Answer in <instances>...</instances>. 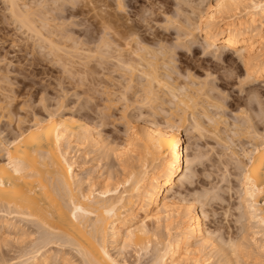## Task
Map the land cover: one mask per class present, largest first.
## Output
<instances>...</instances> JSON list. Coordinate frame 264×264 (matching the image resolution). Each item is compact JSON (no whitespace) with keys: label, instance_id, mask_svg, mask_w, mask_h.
Returning <instances> with one entry per match:
<instances>
[{"label":"bare ground","instance_id":"bare-ground-1","mask_svg":"<svg viewBox=\"0 0 264 264\" xmlns=\"http://www.w3.org/2000/svg\"><path fill=\"white\" fill-rule=\"evenodd\" d=\"M109 1L3 0L4 11L23 35L36 41L38 48H48V55L59 57L56 58L62 61L63 70L70 66L66 71L71 77L78 70L89 68L88 61L93 57L96 67L111 65V73L116 71L125 80L118 84V100L131 101L130 96L126 98L131 92L137 97L127 100L129 105L136 103L135 107L150 110L149 116L143 113L147 115L143 117L144 125L136 126L133 123L138 118L125 112L133 104L123 107L121 117L128 116L129 120L123 122L127 138L122 144L109 140V134L105 137L97 123L63 115L66 105L60 110V104H56L60 109H44L45 115L35 112L29 120L18 119L11 136L10 132L4 135V127H0V241L11 239L20 243L22 250L19 260L12 264H74V257L79 264H129L125 252L130 248L138 264L150 251L147 264H264L257 258L251 261L250 257L253 250L264 252V127L258 129L264 126V107L256 110V87L248 88L245 97L236 99L245 108L241 106L236 111L239 119L228 122L224 102L211 94L214 84L209 88L207 76L199 80L188 68L180 72L175 58L177 49L184 47L185 52L189 51L198 37L205 43L204 51L211 49V54L226 64L227 71L229 67L233 69L237 57L245 70L243 80L264 81V0H187V4L183 0L188 6L183 8L179 2L177 5L183 9L176 8L182 13L177 12L176 17L164 14L168 16L164 18L168 26L162 24L164 29L170 25L177 32L175 45L170 46L161 31H142V25L131 20L132 15L121 16L119 13L126 11L123 0ZM83 3L89 5L88 11H94L90 12L99 25L96 40L93 32L88 36L87 29L84 42L73 36L71 26L78 24L72 20L87 9H83ZM101 7L110 9L104 11ZM88 44L94 45L93 49ZM4 75H0V81H4ZM78 80L81 84L85 81ZM97 82L95 92H100L102 86ZM5 98V102L0 101V121L4 112L7 117L12 114L10 96ZM248 110L257 113L255 124L247 116ZM158 113L164 116H160L162 123L150 118ZM185 132L192 133L191 138L200 139L206 133L221 141L227 159L235 164L239 210L253 230L249 243L248 236L240 232L237 238L234 234L217 236L207 227L205 210L176 191L179 185L192 184L194 167L201 158L198 153L189 156L191 143L188 137L184 144ZM89 153L95 164L88 169L84 160ZM109 155L117 160L120 173L114 169L116 163L110 166L118 177L103 169L101 159L109 160ZM149 223L154 227H149ZM248 227L243 226L242 232L246 233ZM161 228L166 231L165 238L159 234ZM30 235L36 236L29 244L25 240ZM213 255H217V263L212 262Z\"/></svg>","mask_w":264,"mask_h":264},{"label":"rangeland","instance_id":"rangeland-1","mask_svg":"<svg viewBox=\"0 0 264 264\" xmlns=\"http://www.w3.org/2000/svg\"><path fill=\"white\" fill-rule=\"evenodd\" d=\"M110 1H109V3H110ZM153 1H155V0H153ZM153 1L152 0H132V1L131 0H123V3L127 6V7L125 6L126 11H125V13H119V14L122 16V15H126V13H127V15H129L130 18L133 16L131 18V20L134 19V21H137L140 25H142L141 26L142 29L140 28L142 31H145L146 29L150 30L151 32L155 31V33L156 32L158 33L161 31L164 35H167V37H166L167 38L166 39L167 45H169V46L172 44L175 45V42H176L175 38L177 36V32L174 30H176V28L170 27V25H169L168 29L167 28H166V30L164 29L165 26L163 27L162 24L168 26L167 24H165V21H166L165 19L168 16L167 15L165 16L164 14L169 13L173 17L174 14L177 15L178 13H182L181 11L178 12L179 10L177 11V9H179V7H180L181 8L180 10H182L184 7H187L188 5H185V4H187V0H186V2H184L185 0L184 1L183 0L182 1H180V0H164V1L163 0H156L155 1L156 3ZM158 1H160V2H158ZM179 2L181 4V6H183V8L180 6V4L177 5V3H179ZM3 3H4L3 0H0V58H1L0 60H2V61H0V72H1L0 75L5 74L4 76H6V78L4 79V81H2L3 79L0 81V101L2 103V101L4 100L3 102H5V100H7V99L6 98L4 99V97L6 95L7 96L9 95L10 96L9 101H11L10 102L11 106H9V107L12 110V114L9 117L6 116L7 113H5V112L3 113L4 116H1L2 118L0 121V127L1 128L4 127V131H5V132L3 131L4 135L7 133L9 134L10 131L13 132L14 127L18 123V119L22 118V120L23 119L29 120V119H31L32 115L35 112H36V115L37 114H39L40 116L45 115L44 111L46 110V108L47 109H49V108L53 109L54 108V110H56L55 108H59V106L56 104H60L63 106L62 108L60 106V108H61V109L59 108L60 110H62L65 105L67 106V107L65 106V108L62 110V113L65 112L63 115L69 114V116L73 115L74 117H76L78 119L80 117V119H82V120L91 121L95 124L97 123L98 125H100L99 129L101 130L102 134L105 137L109 134L108 135L109 140H113L116 144L117 143L122 144L124 142V140H126V138H127L126 137L127 133H125L124 124H125L126 120H129V118H128V116L130 115L129 113H131V115H130L131 118H138L137 119L138 122L133 123L134 125H136V126H138V124L144 125V122H143L144 118L143 117L146 114H148V116H149L150 110L147 107H146L147 109L143 108V107L142 108L135 107L136 103L135 104L131 103L130 105L133 104V106H131L129 108L127 107L125 112L128 116H126L127 117L126 119L124 117H121V116H123L122 114H124V113H122L123 107L128 106L129 102L135 100L137 97L136 96L137 94L134 95L133 93L129 92L130 94H127V96H126V98H128L129 96H130L129 99L132 98L131 101L127 99L129 102L127 100L122 101V99H119L120 101L118 100L119 96L117 93H119V91H117V90L121 89L120 88L121 87L120 82H122L124 79L119 78V76H118L119 73L116 71L114 73L113 72L111 73V71H112L111 65H108V64L104 65V68H106V69L100 68V66L96 67V65H97L96 61L92 57L91 60H89L91 62L89 63V61H88V64H89L88 67L90 69L89 68L81 69L82 67L81 68L79 67L81 70H78V72L76 73L78 75V77H77V75H74L75 73L74 74L71 73V74H73L71 77V75L68 74L69 72L66 71V69H68V67H70V66L67 65L68 67H66V69L64 67L65 70H63V67H62L63 65H61L62 61H60V60L57 61V58L59 59V57H57L56 55H54L55 56L54 57L53 54L48 55V53H49V51L47 53L48 48H44V50H43V48L42 49L38 48V46L36 45V41L34 43L32 38L30 40V39H28L29 37H27L26 35H23V33L17 27L16 23H13V19L9 18V15H7L8 13L6 14V12H5V11H7L5 8L6 5L4 7ZM83 4L85 5V7H84V5L82 6L83 9H85L89 6L86 3H83ZM81 5H79L80 8H81ZM102 7L100 9H102L104 11L110 9V7L106 8V9H104L106 6H104V8H102ZM90 8H91V6H90ZM174 8L175 9L177 8V9L175 10ZM88 9L89 8H87L86 10H83L85 12L87 11L88 14L87 13L85 14V12L82 11L81 15L79 14L75 18L73 17V20H72L73 23L77 22L78 26L76 27L73 24L71 26V27H73L72 29L74 31L73 36H75L76 38L79 37L78 39L82 40L83 42L86 40V36H87L85 34L86 29L89 31V34H90V35L88 34V36H92L91 33L93 32L92 37H94L95 40L97 38V35L99 34L98 33L99 32V27H98L99 25L96 23L97 20L96 21L94 20L95 18L93 17L94 16L93 13H91L94 11L90 10L91 11L90 12V11H88ZM185 9H184V11H185ZM187 9L189 10V8H187ZM188 10H186V11H188ZM110 11L112 12V10H110ZM144 11H146L147 14ZM151 12H152V14H151ZM144 13L146 16L144 15ZM134 14H136V15H134ZM185 14H186V12H185ZM182 15H181V18H182ZM6 16H8V18ZM134 16H137V17H134ZM138 17H140V18H138ZM174 17H176V16H174ZM181 18H179V19L182 20ZM183 18H184V16H183ZM95 24H97V25H95ZM16 27H17V29H16ZM150 31H147V32H150ZM86 33H88V32H86ZM165 33H167V34H165ZM99 35H98V38H99ZM22 36H25L24 40L27 39V41L20 40V39H23ZM182 38L184 39V37H182ZM80 40H78V41H80ZM197 40H195L194 45L192 44L193 46L191 45L189 51L185 52L186 49L184 47H183V49L179 47L182 50L177 49L175 51V58L177 59L176 60L177 68L178 69L180 68L179 69L180 72H183V73L185 71H187V68H188V70L191 71L195 77L196 76H197V78L200 77L199 80L200 79L202 80V78L207 76L205 79L209 82L208 87L209 88H212V87L215 88V90L214 89L211 90V92L213 91L214 93L213 92L212 93L210 92V93L213 95L216 94L214 97H218V98H220V100L222 102H224L223 104H224L225 108H223V112L225 111L224 115L226 117L228 116L227 121L233 122V119L234 120L239 119L238 117H236L235 114H237L236 111L240 110L239 108L243 105L238 103L236 99L238 97L239 98L245 97L246 96L245 92L248 88L254 89V87H256L255 91H257V93H256L257 96H255L256 99H254V100L257 101V99H258V102H259V103L256 102L257 104H259V105L256 104V107H257L256 110H258L259 106L263 108L264 107V81L262 79H259V80H253V82H252L248 78L243 80V78H245V70L243 69L244 67L241 65L242 63H240V61L237 57H235V63L233 64V65H235V67L232 65L233 69L231 70V67H229L228 69H230V70L227 71V69H226L227 66L224 67L226 64L223 63L222 61L220 63L219 62L220 59H218V58L216 59V56L214 54H211V49H207V50L205 49V51H204L203 47H205V43L203 41H201L198 37H197ZM181 41L182 40H180V42ZM68 43H70V42L67 41L66 44H68ZM83 44L84 43H82V46L85 47L84 46L85 44L84 45ZM68 45H70V44H68ZM93 46L94 45L90 44L88 47H92L91 49H93ZM191 50H195V54L193 56L191 54ZM62 54H60L59 56H61ZM63 55L65 56V54H63ZM64 56H62V57L65 58ZM91 68L93 69L94 73H95V71L97 72V73H95L96 75L93 74V72H91V73L89 72V71H92ZM224 68H225V70H224ZM88 69H89V71H88ZM84 70L85 71L87 70V71L85 72ZM226 71H227V73L231 72L230 73L231 75L226 76ZM91 74H92V76H94V75L95 76L92 78ZM88 76H89V79H88ZM98 76H100V77L98 78ZM76 77H77V79H76ZM78 78L79 79L83 78V80H85L84 78H86V80L89 81V83L93 82V83H90L92 86H95L96 85L95 83H98L97 81H100L99 84L102 86L100 88L102 91L99 90V88L97 87V90H99L100 92H95L96 86L94 88H92V86L86 80H85L86 82L82 81V84L80 82L78 83V81H79ZM90 78H91V80H90ZM93 79L95 80V82L93 81ZM241 79H242V81H241ZM119 80H121V81H119ZM117 82H119V83H117ZM124 82H125V80H124ZM118 84H120V85L118 86ZM212 84H214V86ZM86 85L88 87H85ZM211 85H212V87H211ZM87 89L90 92H87L88 91ZM103 90H104V93H103ZM106 90L111 92V93L106 92ZM114 92L116 95L114 94ZM73 93L75 96L74 95L72 96ZM219 94H220V96H217ZM89 96H91V97H89ZM115 96H116V98H115ZM117 96H118V98H117ZM86 97H87V99L85 101ZM110 97L113 99V101ZM106 98L110 99V100H107ZM133 98H135V99H133ZM58 100H59V102H58ZM88 100H89V103H87ZM60 101H61V103H60ZM37 102H39L40 104ZM6 103H7V101H6ZM72 105L73 106L75 105L74 108L77 111L74 108H73L74 110L72 109V107H73ZM254 105H255V103H254ZM78 107H80L79 110H78ZM260 107H259V109H260ZM137 108H140V110ZM243 108H245V106H243ZM70 109H72V110L70 111ZM100 109H101V111H100ZM119 109H120V111H119ZM263 111H264V109H263ZM71 112H72V114H70ZM141 112H142V114H140L138 117L137 114L141 113ZM250 112L251 111H249V110L247 111V113H248L247 116H249L251 118V120H252V118L254 119L252 121V123H254V121H258L257 116H255V118H257V119L254 118V115L257 113L255 111H254L255 113L254 112L250 113ZM77 113H79V114H77ZM143 113H146V114H143ZM104 114H105V116H103ZM156 115L157 114H152L150 118H153V119L156 118L155 119L156 122L158 121L159 123H162L163 118L160 116H163V114L158 113V115L157 116ZM141 118L143 120H141ZM123 122H124V124H123ZM101 123H102V125H101ZM256 125L258 126V122ZM259 126H260V124H259ZM12 127H13V130L11 129ZM263 127L264 126H260V127H258V129L262 130ZM11 132H10V136L13 135V133L11 134ZM260 132H262V131H260ZM263 133H264V130H263ZM189 135L192 137V133L185 132L184 144H186L185 142L188 143L187 140H188V137H190ZM209 135L210 134L205 133L203 135V137H200V139L199 138L195 139V137H193L194 138L193 139L190 137L189 144L191 143L190 144L191 147L188 150L189 156L196 155L198 153L201 158L198 159L196 166L194 167L195 168L194 169L195 175L193 176L194 179L192 180L193 181L192 184L190 186L188 185L189 187L187 185L186 186L183 185L182 187H179L180 186L179 185V186H177L176 191L181 193L182 195L185 194L184 196L186 197L187 200L192 201V202L196 201V203H197L196 206L198 207V209H200V207H202L203 211L205 210L204 212H206V216H207L206 222L208 221L206 223L207 227L210 230L216 231L217 236L219 235V237L222 236L224 238L228 237L229 235L232 237H234V235H235L236 238L239 237L240 235H242L244 237L248 236L246 238V240L249 243L250 238L253 237V233H252L253 230L251 229V226H250V228L248 227L250 224L248 222L246 223V219L242 213V209L239 210V208L241 206H240V202H239L237 194L239 195L238 189H240V187H239V184L237 181L238 176L236 175V173H238V170H237V168H235L236 166L234 167L235 164H233V162L231 163L230 160L227 159L226 153L224 151L225 149H224L223 145H221V141L217 140L216 138L214 139L213 137H210L211 135L210 136ZM7 136H9V135H7ZM245 140L246 139H243V142H245ZM238 143H240V142H238ZM81 151H83V149ZM81 151H78V153L80 154ZM83 153H84V151L82 152V154ZM87 155H86V159L84 160L85 164L87 165V166L86 165L85 166L87 168L88 167L91 168V165L95 164V162L93 160H90V158H91L90 156L93 157V154L90 155V153H89ZM82 157L80 158L81 160H82ZM101 158H103V157H101ZM107 158L109 160L111 159L110 162L107 159H106L107 161L104 160V158L101 159V162H103V163H101V162L100 163L103 164L102 165L103 169L104 170L108 169V170L113 171V169H111L110 164L112 163L111 165H113L112 167H114V164L116 163L114 169H115V171H117V170L119 171V169H120L119 166H118V168H116L117 167L116 165L118 164L117 160L113 158L114 159V162H113V159H112V157H110V155ZM92 162H94V163H92ZM104 164H106V165H104ZM224 166H226V167H224ZM115 171H113V172L116 174L118 171L117 172H115ZM118 173H120V171ZM118 175L116 174L115 177H118ZM119 178H120V176H119ZM119 178H117V179H119ZM228 180H229V182H228ZM231 186H232V189H231ZM204 194H205V197L203 196ZM197 195L199 196V198L197 197ZM201 196H203V198ZM198 199H201V201ZM226 209H227V211H226ZM228 210H229V212H228ZM241 213H242L243 217H241L242 215L240 216ZM246 224H247V226H246ZM241 225H242V228L240 227ZM243 226L248 227L247 229L249 231L247 230V231H245L246 233H243L242 232ZM149 227L153 228L154 224L149 223ZM28 230L31 231L32 228H29ZM161 230H162V228H161ZM159 232H160L159 234L162 235L161 236L162 238L166 235L165 230H162ZM218 232H219V234H218ZM238 232H240L241 234L239 233L240 234L239 235ZM248 232H250V233H248ZM222 233H224V234H222ZM236 234H238V235L236 236ZM243 234H247V235H243ZM30 236H29V238H31V240L29 238L25 240L26 242L28 241L29 244L36 235L35 236L30 235ZM32 236H33V238H32ZM257 238H259V236ZM3 239H5V238H3ZM3 241L7 242V243L5 244V243H3ZM3 241H0V243H1L0 244V264H12V263L18 261L20 254H21V251H22L20 248V243L18 245L17 242L14 243V241H11V239H10V241L9 240H3ZM26 242H25V245L28 244ZM132 250L133 249L130 248V249H128V252L127 251L125 252L126 259L128 260L129 264H136V263L138 264V262L134 261L136 256H135L134 251H132ZM256 251L257 250L252 251V253H254V252L255 253L254 254L251 253V255H252V256H250V257H252L251 261L253 258L254 259L257 258L259 260L264 261V252L259 251V250H258V252H256ZM151 253L152 252L150 251L149 254L144 256V258L142 257L139 260V262H140L139 264H145L146 262L148 263V260L151 257L150 256ZM256 255H258V256H256ZM148 256H150V257L148 258ZM212 258L214 259L212 262L217 263V259H218L217 255H215V256L213 255ZM71 261H72V263L76 264L78 260L76 257H74V258H71ZM248 261L251 262L250 258L248 259ZM134 262H136V263H134ZM244 263L245 262H243L242 264H244ZM55 264H59V263L56 262ZM77 264H79V262Z\"/></svg>","mask_w":264,"mask_h":264},{"label":"snow or ice","instance_id":"snow-or-ice-1","mask_svg":"<svg viewBox=\"0 0 264 264\" xmlns=\"http://www.w3.org/2000/svg\"><path fill=\"white\" fill-rule=\"evenodd\" d=\"M226 75H227V76H230L231 74H230V73H227V71H226Z\"/></svg>","mask_w":264,"mask_h":264}]
</instances>
